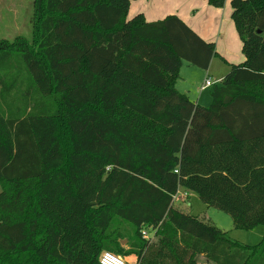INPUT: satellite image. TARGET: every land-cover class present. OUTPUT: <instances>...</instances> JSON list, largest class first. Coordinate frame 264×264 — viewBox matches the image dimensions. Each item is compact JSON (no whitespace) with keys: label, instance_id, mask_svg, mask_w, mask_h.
<instances>
[{"label":"trees","instance_id":"1","mask_svg":"<svg viewBox=\"0 0 264 264\" xmlns=\"http://www.w3.org/2000/svg\"><path fill=\"white\" fill-rule=\"evenodd\" d=\"M231 8L244 62L202 107L176 84L184 62L219 55L179 17L36 0L34 45L0 47V264H264V238L245 245L174 202L192 192L236 229L264 227V0Z\"/></svg>","mask_w":264,"mask_h":264},{"label":"rangeland","instance_id":"2","mask_svg":"<svg viewBox=\"0 0 264 264\" xmlns=\"http://www.w3.org/2000/svg\"><path fill=\"white\" fill-rule=\"evenodd\" d=\"M228 2H230V0H228ZM228 4L231 8V3ZM201 11L202 10L195 11L200 23H202L205 17ZM35 22L36 0H0V47L7 44H17L19 42H26L29 47L33 46L36 40ZM233 28L235 30L234 36L236 41L229 36V45L232 50L229 54L224 56V58H222L220 52L216 50L219 56L213 59L212 66L208 71L194 67L186 62L183 63L181 70L182 75L178 81L177 87H179V91L182 92L188 90L191 91L190 93L193 95L191 96L192 100L198 102L199 106L209 107L212 103V88L205 91L201 100L199 97L200 87L205 84L206 80L211 79L215 82L216 80L221 79L233 63H238L237 61L244 59L242 42L234 25ZM203 90L204 89H201V91ZM188 197L189 198H187V195L181 191L175 201L177 208L203 221L214 224L220 230L226 232L231 239L249 246H256L264 238L263 226L252 231L236 229L234 228L230 216L207 206L195 193L189 192ZM126 244V241L122 242L123 247H126ZM124 261L126 264H136L131 258L124 259Z\"/></svg>","mask_w":264,"mask_h":264},{"label":"crops","instance_id":"3","mask_svg":"<svg viewBox=\"0 0 264 264\" xmlns=\"http://www.w3.org/2000/svg\"><path fill=\"white\" fill-rule=\"evenodd\" d=\"M226 3L227 4L223 9H214L204 0H130L128 19L131 20L135 16L142 14L145 17V20L151 23L163 20L168 16H177L204 41L214 43L217 47L216 50L219 51L222 55L221 57L224 58V56L229 54L232 50L231 46L229 45V36H231L234 41H236L234 36L235 30L233 28L234 23L232 20V8L228 6V3H231V0L230 2L226 0ZM200 10H202L201 12L203 16H205L202 23L198 21L195 14V11ZM237 62L238 63H233V65H239L243 63L244 59ZM229 70L230 69H228L221 79L218 80H222ZM181 75L182 72L180 73V77ZM177 84L176 88L179 91ZM204 85H202L199 90L200 100L203 97L205 91L212 88H205L203 91H201ZM180 92L186 94L192 102L199 105L198 102L192 100L191 96L193 95H191V91L188 90ZM184 194L187 195V198H189L187 193ZM130 258L136 262L134 257ZM186 258H188V261L194 259L193 262H195V264H214L208 261L203 255L193 256L192 253H187Z\"/></svg>","mask_w":264,"mask_h":264},{"label":"built area","instance_id":"4","mask_svg":"<svg viewBox=\"0 0 264 264\" xmlns=\"http://www.w3.org/2000/svg\"><path fill=\"white\" fill-rule=\"evenodd\" d=\"M220 82H221V80L214 82L211 79H208L205 82L203 89L213 87L216 83H220ZM177 196H178V194L174 197V202L177 200ZM143 236L145 238H148L146 233H143ZM100 264H126V262L120 256H117V255L109 253V252H105L100 257Z\"/></svg>","mask_w":264,"mask_h":264}]
</instances>
